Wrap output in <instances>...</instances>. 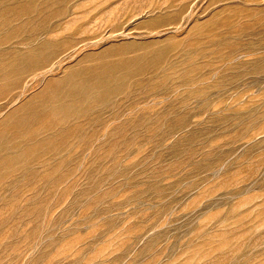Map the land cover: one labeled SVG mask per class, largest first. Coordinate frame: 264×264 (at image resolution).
Returning <instances> with one entry per match:
<instances>
[{"label": "rangeland", "instance_id": "obj_1", "mask_svg": "<svg viewBox=\"0 0 264 264\" xmlns=\"http://www.w3.org/2000/svg\"><path fill=\"white\" fill-rule=\"evenodd\" d=\"M47 41L0 125L81 68L139 76L0 183V264H264V0H0V66Z\"/></svg>", "mask_w": 264, "mask_h": 264}, {"label": "bare ground", "instance_id": "obj_2", "mask_svg": "<svg viewBox=\"0 0 264 264\" xmlns=\"http://www.w3.org/2000/svg\"><path fill=\"white\" fill-rule=\"evenodd\" d=\"M32 7L22 6L20 13L34 11ZM5 12L10 14L13 9ZM20 13L14 16L17 21L22 18ZM6 14L7 24L10 19ZM34 21L30 19L26 25ZM26 25H19L18 30L25 31ZM7 26L9 28L10 24ZM32 33L35 35L36 31ZM8 37L9 34L4 38ZM26 44L31 45L30 41ZM26 44L20 46L27 47ZM53 50L52 42L47 41L38 48L21 50L17 47L6 53L8 57H13L0 66V94L3 96L9 90L20 88L28 74L47 64L54 55ZM116 70V66L102 62L81 68L57 84L50 83L35 100L9 114L0 125V183L15 174L24 177L39 156L58 151L65 138L74 135L72 123L90 119L96 107L122 94L129 86L127 82L139 76L132 71L117 75Z\"/></svg>", "mask_w": 264, "mask_h": 264}]
</instances>
